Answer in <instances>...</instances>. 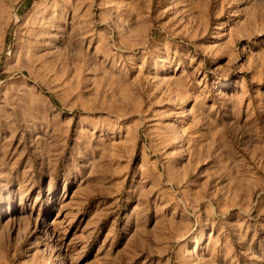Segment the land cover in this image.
<instances>
[{
  "label": "rangeland",
  "instance_id": "374dc122",
  "mask_svg": "<svg viewBox=\"0 0 264 264\" xmlns=\"http://www.w3.org/2000/svg\"><path fill=\"white\" fill-rule=\"evenodd\" d=\"M0 264H264V0H0Z\"/></svg>",
  "mask_w": 264,
  "mask_h": 264
},
{
  "label": "bare ground",
  "instance_id": "6f19581e",
  "mask_svg": "<svg viewBox=\"0 0 264 264\" xmlns=\"http://www.w3.org/2000/svg\"><path fill=\"white\" fill-rule=\"evenodd\" d=\"M21 94L23 98H27L26 102L28 106L31 107L39 117L45 119L47 114L51 112L52 121H58V116L54 114L51 106L37 93L36 87H27Z\"/></svg>",
  "mask_w": 264,
  "mask_h": 264
}]
</instances>
